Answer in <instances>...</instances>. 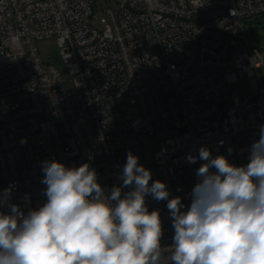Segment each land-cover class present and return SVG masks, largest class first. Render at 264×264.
Segmentation results:
<instances>
[{"label": "built area", "instance_id": "built-area-1", "mask_svg": "<svg viewBox=\"0 0 264 264\" xmlns=\"http://www.w3.org/2000/svg\"><path fill=\"white\" fill-rule=\"evenodd\" d=\"M260 15L264 0H0V193L41 206L48 160L88 163L110 190L131 151L189 206L203 161L187 157L204 146L245 164L264 125V51L245 30ZM49 38L70 89L39 54ZM146 202L170 246L167 201Z\"/></svg>", "mask_w": 264, "mask_h": 264}, {"label": "clouds", "instance_id": "clouds-1", "mask_svg": "<svg viewBox=\"0 0 264 264\" xmlns=\"http://www.w3.org/2000/svg\"><path fill=\"white\" fill-rule=\"evenodd\" d=\"M187 160L203 161L187 207L131 151L122 183L110 190L88 163L44 161L41 206L25 214L11 201L12 186L0 193V264H264V125L245 164L204 146ZM149 196L167 201L170 246L161 244L160 211H149Z\"/></svg>", "mask_w": 264, "mask_h": 264}, {"label": "rangeland", "instance_id": "rangeland-1", "mask_svg": "<svg viewBox=\"0 0 264 264\" xmlns=\"http://www.w3.org/2000/svg\"><path fill=\"white\" fill-rule=\"evenodd\" d=\"M98 19L104 17L102 11L96 12ZM97 26H102L100 23ZM245 30L249 41L256 46L261 47L264 51V15L254 17L245 21ZM37 48L40 56L45 63L53 64L60 71L64 79V86L66 89H70L73 85V79L68 69L62 62V58L59 53V48L54 38L43 39L37 41ZM138 109L135 106H128L127 114L130 118L137 117Z\"/></svg>", "mask_w": 264, "mask_h": 264}]
</instances>
